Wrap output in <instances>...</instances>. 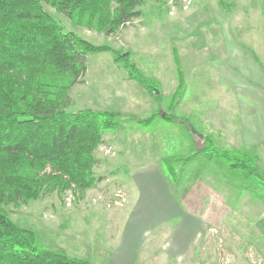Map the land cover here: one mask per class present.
<instances>
[{"label": "rangeland", "instance_id": "rangeland-1", "mask_svg": "<svg viewBox=\"0 0 264 264\" xmlns=\"http://www.w3.org/2000/svg\"><path fill=\"white\" fill-rule=\"evenodd\" d=\"M263 8L264 0H165L160 3L144 0L137 9L140 17L108 36L93 27L78 26L65 15L45 6L65 31L93 46L109 48L87 56L84 76L68 91L71 104L67 112H111L122 118L118 130L102 134V142L93 152L96 160L93 174L102 178L101 182L86 190H80L72 183L66 189L44 187L40 198L6 206L10 220L20 228L32 230L44 249L61 251L70 259L97 264L100 254L106 251L99 246L103 236L107 237V229L99 225L92 228V224L86 222L85 227L77 230L69 226L64 214L72 210H103L107 213L124 210L129 197L125 186L117 182L124 180L126 173L135 171L137 166L154 163L169 185L176 188V197L183 198L187 189H193L192 195L197 194L191 198L195 209L210 207L212 193L219 194L226 206L234 204L233 213L222 210L217 229L211 230L193 247L189 264H264V252L255 238L250 237L253 233L248 231L255 226V220L244 214L254 210H242L249 202L264 203V185L257 187L244 182L237 172L225 168L224 162L196 155L205 147L206 138L212 142L209 151H246L257 158L254 166L259 177L264 179V144L240 148L241 140L233 124L238 115L233 118L227 114V111H233L236 102L228 92L224 93L227 88L225 76L212 67L218 56L224 58L225 47H234L237 43L244 50H253L264 69ZM170 51H173L172 56H169ZM112 52L128 54V63L134 65L145 80L155 84L152 85L159 93L158 98L131 79L123 63L114 61ZM181 63H188L193 68L183 70V84L179 89ZM233 68L236 78H243ZM232 75L228 73L226 78H233ZM170 90H175L171 97L163 94ZM182 95L184 106L177 112L173 107L178 106ZM203 95V101H194ZM143 100L148 107L153 106L151 112L136 111L139 106L147 105ZM165 116L183 118L188 124L180 119L170 122L164 119ZM148 118L153 121L146 125L139 123ZM191 128L203 137L199 138V134L192 131L190 134ZM186 137H192L194 144L189 145ZM40 175L59 174L45 167ZM63 180L67 182L65 176ZM117 190L119 195L115 193ZM244 227L249 228L245 231ZM70 241L73 242L70 244ZM69 244H75L77 248L67 247ZM73 253L79 256H71Z\"/></svg>", "mask_w": 264, "mask_h": 264}, {"label": "trees", "instance_id": "trees-1", "mask_svg": "<svg viewBox=\"0 0 264 264\" xmlns=\"http://www.w3.org/2000/svg\"><path fill=\"white\" fill-rule=\"evenodd\" d=\"M143 3L144 0H0V264H90L70 259L61 251L44 249L32 230L10 220L5 208L40 198L44 187L66 189L72 183L86 190L101 182L102 178L93 174V152L101 144L102 134L118 130L122 118L111 112H67L71 104L68 91L84 76L87 56L109 48L93 46L65 31L45 6L78 26L93 27L109 36L139 18L137 9ZM112 53L131 79L158 98L155 84L128 63V54ZM176 64L179 65L177 60ZM182 84L180 73L179 89ZM164 119H180L188 124L175 116ZM152 121L148 118L139 123ZM204 143L196 155L224 162V167L237 172L244 182L264 185L254 166L255 156L246 151H209L211 140L206 138ZM45 167L59 175H40Z\"/></svg>", "mask_w": 264, "mask_h": 264}, {"label": "crops", "instance_id": "crops-1", "mask_svg": "<svg viewBox=\"0 0 264 264\" xmlns=\"http://www.w3.org/2000/svg\"><path fill=\"white\" fill-rule=\"evenodd\" d=\"M169 22L172 26V21ZM224 41L230 42V40ZM174 49L177 50L176 47ZM172 53L173 51H170L169 56H172ZM224 54V58L218 56L211 65L213 69L220 70L225 76L224 84L227 88L224 89V93L228 92L229 96L233 97V102H236L233 111H227V114L230 113L233 118L238 115V120L236 123L233 120V124L236 126L234 131L241 140L240 148L262 145L264 144V69L259 64L253 50L250 48L244 50L237 43L234 47H229V45L225 47ZM185 65L181 63L180 73L193 68L188 63L187 67ZM171 66L170 64L169 68ZM233 67L243 78H236L237 74L232 72ZM159 69L163 70V68ZM228 73L233 74L234 77L226 78ZM174 92L175 90H170L169 93L166 91L163 94L171 97ZM204 97V95L197 96L194 101L201 102ZM179 100L178 106L173 107L177 112L180 107L182 109L184 106V95L179 97ZM143 102L146 103L144 100ZM148 106L149 104L139 106L136 111L142 109L151 112L153 106ZM184 115L187 116V113ZM197 134L203 137L202 133L197 132ZM186 140L189 145L194 144L192 137H186ZM120 181L117 183L125 186L129 197V203L124 210L111 213L103 210H72L67 214L63 212L69 226L77 230L85 227L86 222H90L92 228L99 225L100 228L104 226L107 229V237L103 236L102 244L99 246L106 251L101 252L97 264H189L193 247L207 233L217 229L222 210H229L227 214L235 210L233 203L226 206L223 203L224 199H219V194L212 192L210 207L205 210L195 209L191 198L197 194L192 195L193 189H187L183 198L176 197V188L169 185L159 167L154 163L137 166L135 171L126 173L124 180ZM240 197L243 198V196ZM248 205H253L255 208ZM243 207L242 210H254L246 211L244 214L247 218H254L255 226L252 230L249 227L244 228L245 231L249 228L248 231L253 233L250 237L255 238L261 252H264V203L249 202ZM252 213L256 216L251 215ZM80 215H83V218ZM227 228L230 230L229 227ZM92 237L91 240H93ZM213 237L214 234L211 235L212 239ZM72 242L70 241V244ZM70 244L66 246L71 249L77 248V245ZM73 254L70 255L79 256V254Z\"/></svg>", "mask_w": 264, "mask_h": 264}, {"label": "built area", "instance_id": "built-area-1", "mask_svg": "<svg viewBox=\"0 0 264 264\" xmlns=\"http://www.w3.org/2000/svg\"><path fill=\"white\" fill-rule=\"evenodd\" d=\"M115 193H116V195H119L120 194V192L117 190V191H115ZM115 195V194H114ZM99 197V196H98ZM102 197V196H101ZM123 203H125L124 202V200H123ZM121 206V205H120Z\"/></svg>", "mask_w": 264, "mask_h": 264}, {"label": "water", "instance_id": "water-1", "mask_svg": "<svg viewBox=\"0 0 264 264\" xmlns=\"http://www.w3.org/2000/svg\"><path fill=\"white\" fill-rule=\"evenodd\" d=\"M193 134L197 135L194 130H192ZM199 138H201V135H198Z\"/></svg>", "mask_w": 264, "mask_h": 264}]
</instances>
